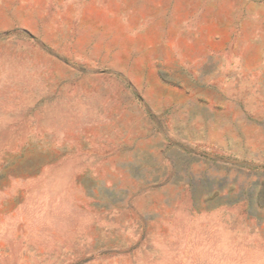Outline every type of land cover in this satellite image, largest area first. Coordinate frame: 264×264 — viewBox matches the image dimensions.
Wrapping results in <instances>:
<instances>
[{"label": "rangeland", "instance_id": "obj_1", "mask_svg": "<svg viewBox=\"0 0 264 264\" xmlns=\"http://www.w3.org/2000/svg\"><path fill=\"white\" fill-rule=\"evenodd\" d=\"M0 264H264V0H0Z\"/></svg>", "mask_w": 264, "mask_h": 264}]
</instances>
